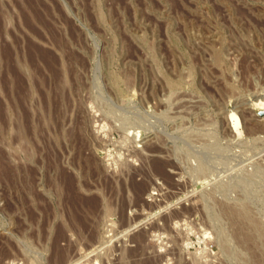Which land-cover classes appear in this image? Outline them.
<instances>
[{"label":"rangeland","instance_id":"1","mask_svg":"<svg viewBox=\"0 0 264 264\" xmlns=\"http://www.w3.org/2000/svg\"><path fill=\"white\" fill-rule=\"evenodd\" d=\"M0 264H264V0H0Z\"/></svg>","mask_w":264,"mask_h":264}]
</instances>
